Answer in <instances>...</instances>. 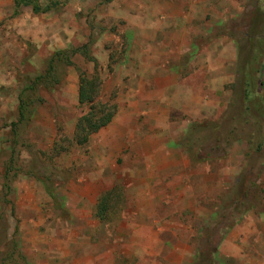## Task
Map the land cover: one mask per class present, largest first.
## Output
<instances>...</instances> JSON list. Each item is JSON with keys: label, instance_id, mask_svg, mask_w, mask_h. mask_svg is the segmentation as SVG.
<instances>
[{"label": "rangeland", "instance_id": "obj_1", "mask_svg": "<svg viewBox=\"0 0 264 264\" xmlns=\"http://www.w3.org/2000/svg\"><path fill=\"white\" fill-rule=\"evenodd\" d=\"M34 1L0 0V264H264L253 0ZM66 50L60 82L25 90ZM246 61L259 70L247 99ZM83 73L114 112L79 146Z\"/></svg>", "mask_w": 264, "mask_h": 264}, {"label": "trees", "instance_id": "obj_2", "mask_svg": "<svg viewBox=\"0 0 264 264\" xmlns=\"http://www.w3.org/2000/svg\"><path fill=\"white\" fill-rule=\"evenodd\" d=\"M262 1L263 0H253V8L250 11L251 16L246 22L243 31L247 41L250 43V45H253V57L256 60L254 64H252L254 67L256 65L260 66L259 60H261V58L264 60V4L260 3ZM21 5H30L31 10L34 13L41 11V7L36 4L34 0H13V13H15L16 9ZM46 6L47 8L49 7L48 5ZM73 52L75 51L66 50L57 51L52 54L48 60L49 62L46 70L43 73L35 75L30 85H27L25 90H32V87H35L36 85L47 88L50 87L51 84L60 82L61 72L59 68L62 67L61 64L63 63H71L68 60ZM245 63H247V61L243 63L241 81L243 85L242 91L245 98L247 99L250 92L256 91L255 87L258 80L255 76V73L259 70H256V67L251 73L246 70L244 71ZM99 87L100 79L96 74H79L76 89V101L78 105L87 106V108L85 112L79 115L76 119L72 134L73 145H84L88 139V136L93 132H96L102 126L106 125L113 116V103L100 101L98 99ZM39 97V95H36L34 98L29 99L26 103L22 102L21 100L17 110V122H21L27 117L26 114H28L31 109L29 105L36 101V99L39 101ZM24 98L28 99L26 92ZM248 108L249 107H245V110ZM57 146V143L54 144L53 149H56ZM104 194L103 196L100 195V201L112 202L114 199V194L111 195L109 191ZM103 209H98L97 213L99 214L100 211H103Z\"/></svg>", "mask_w": 264, "mask_h": 264}, {"label": "crops", "instance_id": "obj_3", "mask_svg": "<svg viewBox=\"0 0 264 264\" xmlns=\"http://www.w3.org/2000/svg\"><path fill=\"white\" fill-rule=\"evenodd\" d=\"M179 14H180V13H179ZM170 15H171V16H170V19L165 20L166 24L169 25V26H170V25L172 26L173 24H176V23H177L176 25H179V23H180V24L182 25V27H183V26H184L183 23L186 22V21L188 20V18L185 19V18H180V17H178V16H177V11H174V10H172V12L170 13ZM137 16H139V15L137 14ZM170 33H171V32H170ZM172 61H177V62H178V59H175V58H174L173 60H171V62H172ZM202 65H203V64H200L201 67H202ZM165 71H166V73H167V69H166ZM171 71H172V70H171ZM189 101H192V99L188 100L187 103H188ZM204 104H205V102L202 104V107H204ZM197 106H198V104H197ZM250 224H251V223H249V225H250ZM251 225H252V224H251Z\"/></svg>", "mask_w": 264, "mask_h": 264}]
</instances>
